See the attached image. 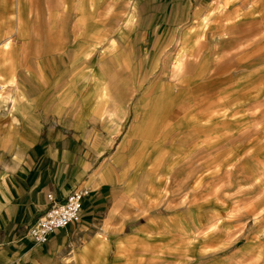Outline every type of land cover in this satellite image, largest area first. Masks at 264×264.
<instances>
[{
	"label": "crops",
	"instance_id": "obj_1",
	"mask_svg": "<svg viewBox=\"0 0 264 264\" xmlns=\"http://www.w3.org/2000/svg\"><path fill=\"white\" fill-rule=\"evenodd\" d=\"M256 2L253 6L264 5V1ZM213 6V0H34L32 6L30 0H0V81L5 85L0 93V264H136L144 253L155 264V252L159 256L190 254L186 239L172 244V236L155 232L159 220L155 215L137 222L141 225L134 232H119L110 226L121 223L113 213L128 193L145 192L144 183L152 182L148 197L155 199V175L161 169L164 149L160 143L168 139L161 124L182 114L183 119L170 127L177 131L169 134L175 153H180L186 139L200 146L222 143L220 136L207 137L208 111L216 107L201 104L197 110L194 98L187 103L172 88L157 98L155 94L146 97L141 89L143 93L135 96L142 98L132 109L140 118L120 136L117 132L127 116L122 102L127 101L128 89L117 92L118 108L112 110L109 93L101 87L100 70L75 68L81 41L85 47L104 43L99 57H107L127 40L125 30L117 32L114 27L115 34H107L111 30L105 27L107 22L86 21V16L130 14L136 17L134 31L129 33V39L134 34L135 45L155 49L158 33L164 32V39L173 35V39L182 32L184 47L191 32L200 30L197 20L209 15ZM102 28L107 33L100 36ZM255 52L261 53L241 65L244 74L240 77L254 80L256 70L264 69V49ZM229 63L234 66L227 60L212 72H222L218 69ZM252 67L256 68L251 71ZM193 127L204 128L202 136L191 134ZM254 144L255 140L245 142L241 155L248 154ZM78 189L88 191L80 220L56 229L45 242L35 243L27 230L46 209V195L52 193L56 201H63ZM196 211L201 224V209ZM183 223L182 219L173 222L175 227ZM137 246L142 253L129 263L130 256L122 250ZM260 247L264 254V246Z\"/></svg>",
	"mask_w": 264,
	"mask_h": 264
},
{
	"label": "rangeland",
	"instance_id": "obj_2",
	"mask_svg": "<svg viewBox=\"0 0 264 264\" xmlns=\"http://www.w3.org/2000/svg\"><path fill=\"white\" fill-rule=\"evenodd\" d=\"M33 1L30 0V6ZM255 1L213 0L214 8L209 15L197 20L200 30L191 32L184 47L181 45L182 32L176 33L173 39V35L164 39L165 33H158L160 41L155 40V49L135 45L131 40L134 34L129 39V33L134 31L136 17L130 14L85 17L86 21L107 22L105 27H117V32H126L127 40L107 57H99L104 43L98 47H85L81 41L78 49L80 62L75 68L81 72L92 68L100 70L103 76L101 87L109 93L112 110L118 108L115 103L120 98L117 92L128 89L127 101L122 102L127 116L117 135H126L129 125L139 120V113H134V116L132 109L138 98H142L141 95L135 96L142 92L141 89L148 94L146 97L155 94L157 98L158 94L172 88L173 92H181L182 99L187 103L194 98L197 110L201 104L216 107V110L212 108L208 111L207 137L221 135L218 140H222L224 146L221 141L208 147L207 143L200 146L186 139L179 148L180 153H175L170 143L173 136L169 134L177 131H171L170 127L174 121L183 119L182 114L170 123L161 124V132L168 139L166 144L160 143L164 149H161L163 152L159 159L161 169L155 175L158 184L155 199L148 197V192L153 191L152 182L144 183L145 192L140 195L139 192L134 195L128 193L121 202V208L113 213L119 216L121 223L110 227H117L119 232H134L141 225L137 222L155 215L159 217L155 222V232L172 236V244L183 239L189 241L190 254L184 256L170 252L159 256L155 252V264H264V254L260 253V246H264L263 66L250 68L251 71L261 68L256 70L254 80L240 77L244 74L241 65L257 58L261 52L254 53L255 50L264 49V5L253 6ZM112 29L108 33L103 29L99 35H114ZM227 60H232L234 66L229 63L218 69L222 72H212L217 64ZM205 67L208 68L207 74ZM236 67L240 69L234 71ZM82 83L83 80H80ZM220 106H224L222 110ZM216 122H223L217 131L212 130ZM225 122L227 125H224ZM97 130L103 131L101 128ZM204 130L200 127L189 129L191 134L198 136H202ZM246 140H255L256 144L249 155H241ZM197 208L201 209L204 217L201 224L197 220ZM178 219L184 223L175 227L173 222ZM192 250L199 253L192 255ZM137 251L138 246L122 250L130 256L129 263L135 262L133 258L136 254L142 253ZM139 256L142 260L136 261V264H154L151 255L144 253Z\"/></svg>",
	"mask_w": 264,
	"mask_h": 264
},
{
	"label": "built area",
	"instance_id": "obj_3",
	"mask_svg": "<svg viewBox=\"0 0 264 264\" xmlns=\"http://www.w3.org/2000/svg\"><path fill=\"white\" fill-rule=\"evenodd\" d=\"M87 193L86 189L73 190L63 201H56L52 193H48L46 195L48 205L42 215L28 228V236L35 243H43L56 229L65 227L69 223H77L81 217L82 200Z\"/></svg>",
	"mask_w": 264,
	"mask_h": 264
},
{
	"label": "bare ground",
	"instance_id": "obj_4",
	"mask_svg": "<svg viewBox=\"0 0 264 264\" xmlns=\"http://www.w3.org/2000/svg\"><path fill=\"white\" fill-rule=\"evenodd\" d=\"M1 83H3V82H1ZM3 86L5 87V85H4V83L2 84V89H3ZM1 93V92H0ZM245 120V119H244ZM243 120V122H245ZM249 121V120H248ZM234 123V122H233ZM248 124H249V122H248ZM223 125V124H222ZM224 125H227L226 124V122L224 123ZM235 125V124H234ZM219 126H220V124L219 123H217V126H213V129L212 130H218L219 129ZM242 126H243V123H242ZM244 126H245V124H244ZM228 127V126H227ZM227 127H225V128H227ZM241 127V126H240ZM228 128H230V127H228ZM227 132V131H226ZM222 133V132H221ZM210 134H212V133H210ZM213 135V134H212ZM254 135V134H253ZM221 136V135H220ZM205 137V136H204ZM250 138V137H249ZM248 139V138H247ZM226 141V140H225ZM247 141V140H246Z\"/></svg>",
	"mask_w": 264,
	"mask_h": 264
}]
</instances>
